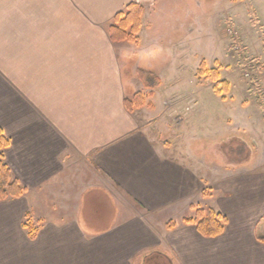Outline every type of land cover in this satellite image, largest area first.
Listing matches in <instances>:
<instances>
[{
    "label": "crops",
    "instance_id": "obj_1",
    "mask_svg": "<svg viewBox=\"0 0 264 264\" xmlns=\"http://www.w3.org/2000/svg\"><path fill=\"white\" fill-rule=\"evenodd\" d=\"M133 1L144 7L138 44L112 42L108 26ZM145 4L0 0L2 154L24 187L0 201V264H264V167L220 156L208 171L185 138L177 147L159 134L172 117L160 113L176 107L156 105L157 74L152 89L135 76L145 69L141 34L155 27ZM215 6L233 12L234 26L249 16L264 31V0ZM139 92L143 105L127 111L124 99ZM193 207L223 214L224 232L205 237L183 222Z\"/></svg>",
    "mask_w": 264,
    "mask_h": 264
},
{
    "label": "rangeland",
    "instance_id": "obj_2",
    "mask_svg": "<svg viewBox=\"0 0 264 264\" xmlns=\"http://www.w3.org/2000/svg\"><path fill=\"white\" fill-rule=\"evenodd\" d=\"M215 2L146 0L147 29L152 26L153 13L156 19L155 27L144 29L141 34L145 49L140 63L161 79L159 94L164 95L155 97L156 105L163 109L167 105L176 107L173 113L167 109L160 113L172 117L168 129L161 123L159 134L162 138L176 139L177 147L185 138L186 147L190 144L195 156L207 160L208 171L217 167L220 156L238 162L248 159L252 167L261 168L264 167V121H261L264 88L257 85L256 79L264 87L261 80H264V31L250 26L249 20L253 23L256 20L249 16L241 17L240 25L234 26L233 12L215 6ZM152 41L158 42V46L153 47ZM243 60L245 65L241 64ZM201 62L205 74L198 72ZM211 71L218 72L219 80L229 83L228 89L219 85L220 93L215 92V82L209 78ZM135 76L139 78L137 71ZM255 84L257 92L252 88ZM245 107H257V110H245ZM231 131L238 133L237 136ZM235 139H246L248 149L238 145ZM96 210L89 209L93 215L97 214ZM257 232L262 234V227Z\"/></svg>",
    "mask_w": 264,
    "mask_h": 264
},
{
    "label": "trees",
    "instance_id": "obj_3",
    "mask_svg": "<svg viewBox=\"0 0 264 264\" xmlns=\"http://www.w3.org/2000/svg\"><path fill=\"white\" fill-rule=\"evenodd\" d=\"M143 11V5L138 1L130 2L123 10L118 11L107 29L110 40L112 42L127 41L138 44ZM203 64L204 63L201 62L198 69L200 74H205ZM137 72L146 88L152 89L158 85L159 79L150 71L139 69ZM209 78L215 82L213 88L216 93H220L221 89L218 88L219 85L222 89H228L229 83L225 80H219L218 72L211 71ZM143 103L144 98L141 93H136L130 99H124L125 108L129 112H132L135 108H140ZM6 145L7 141L0 129V201L7 198H19L24 192V187L20 184L19 180L13 176L9 165L4 160L2 149L5 148ZM193 209V216L185 217L183 222L194 224L197 231L205 237H215L224 232L227 218L223 214L212 208L193 207ZM173 225L174 223L171 222L168 224V227L170 228ZM23 226L27 229L29 237H32L34 235V230L30 227V224L24 223ZM258 239L264 243V236L258 237Z\"/></svg>",
    "mask_w": 264,
    "mask_h": 264
}]
</instances>
